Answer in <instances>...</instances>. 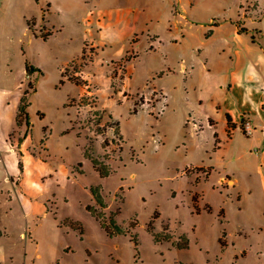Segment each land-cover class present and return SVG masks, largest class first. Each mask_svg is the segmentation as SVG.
Here are the masks:
<instances>
[{
    "label": "rangeland",
    "instance_id": "obj_1",
    "mask_svg": "<svg viewBox=\"0 0 264 264\" xmlns=\"http://www.w3.org/2000/svg\"><path fill=\"white\" fill-rule=\"evenodd\" d=\"M238 14L264 46V0H0V264H264L263 143L212 155L187 123L248 52L231 22L205 35Z\"/></svg>",
    "mask_w": 264,
    "mask_h": 264
},
{
    "label": "crops",
    "instance_id": "obj_2",
    "mask_svg": "<svg viewBox=\"0 0 264 264\" xmlns=\"http://www.w3.org/2000/svg\"><path fill=\"white\" fill-rule=\"evenodd\" d=\"M93 12V10H90V17ZM239 18L238 14L235 19H218L219 22L216 26H210L212 31L206 38H210L216 28L231 22L233 23V39L247 48V54H243L240 51L233 52L230 60H227L229 72L224 75L213 76L215 84L222 91V94L210 99L209 111L204 116H201L196 109L191 110L188 114L187 123L191 121L192 126L197 131H203L204 127L210 128L212 133V155L225 151L239 129L246 138L260 141L264 145V46L259 43L262 39L263 31L247 27L246 19L252 17H246L244 22L241 20V25H244L247 31L238 32L235 21L239 20ZM251 35L254 36V41H252ZM133 38H135V41L137 40L136 36ZM152 41L155 40L153 39ZM225 42H228V39H225ZM252 57L254 60L250 59ZM67 62L68 60L65 64ZM209 63V60H205L204 66L208 67ZM180 64L184 72L190 75V67H187L183 60L180 61ZM168 71L169 69H167ZM202 102L203 99H200L199 103L201 104ZM226 115L230 116L233 128L229 129L227 126ZM246 121L250 125L248 132L243 128V124ZM212 157L209 155L208 158L211 159ZM197 165L203 167L204 170L211 168L210 173L215 169V166L208 163ZM261 172L264 184V170H261ZM225 179L228 185L235 183V179L230 180L228 174L221 176L219 181L222 183Z\"/></svg>",
    "mask_w": 264,
    "mask_h": 264
},
{
    "label": "trees",
    "instance_id": "obj_3",
    "mask_svg": "<svg viewBox=\"0 0 264 264\" xmlns=\"http://www.w3.org/2000/svg\"><path fill=\"white\" fill-rule=\"evenodd\" d=\"M28 21H29V19L26 20V24L29 27ZM218 22H219L218 20L215 21L213 19L212 22H211V26H216ZM235 25L237 26L238 32H246L247 31V28L241 25V20L240 19L237 20V21H235ZM211 31L212 30L210 28L206 32V34H205L206 37L210 35ZM49 35L50 34H47V35L44 34L42 36H43V38H47V36H49ZM251 39H252V41H254V36L253 35H251ZM132 41H135V38H133ZM132 57L135 58L136 57V54L132 53L131 56H124L122 58V60L128 61ZM25 71H26L27 74H31V73H33L35 71H38L39 72L40 70H39L38 67H35V66L29 64L27 61H25ZM61 81L62 80L60 79L59 82H61ZM35 90H36V87H32V93L35 92ZM27 94H28V91L27 90H24L23 93H22V95L19 98V103H18V106H17L16 116H15V122H16L17 125H21L22 123H24L25 126L27 127V129L29 130L30 129V119H29V113H28L27 108H28V106L30 104V100L27 98ZM109 117L111 118L110 115H109ZM226 119H227V126L229 127V129L230 128H233L234 126H233V123L231 122V118H230L229 115H226ZM115 124L118 126L117 121H116ZM215 138H216V136H215ZM45 139H46V135H43L42 140H45ZM215 141H216V139H215ZM20 155H22V154H20ZM84 155H85V157H87V158H89L91 160V162L93 164V167L95 168L96 171H98V173H99V175L101 177H105V176L108 175V173H107L106 170H103L101 168H98L97 161L95 160V158H93L91 156V153H90L89 150L86 149L84 151ZM18 168H19L20 171L22 170V162H21V160L18 161ZM210 169L211 168H208V169H206V170L203 171L206 174V176L209 175ZM90 192H91V194H92L95 202L100 207H105V204L103 202V199H102V195L100 193V190L96 186H91L90 187ZM86 209L91 213V215H93L97 220L100 221L99 223H100L101 227L105 230V232L109 236L115 235L114 232L110 231L109 228L107 227V225L102 222V220H101V213H98V212L93 211L92 208H91V206H89V205L86 206ZM64 225H67V226L70 227L69 224L64 223ZM0 234H1V232H0ZM134 243H135V245H137L135 240H134Z\"/></svg>",
    "mask_w": 264,
    "mask_h": 264
},
{
    "label": "built area",
    "instance_id": "obj_4",
    "mask_svg": "<svg viewBox=\"0 0 264 264\" xmlns=\"http://www.w3.org/2000/svg\"><path fill=\"white\" fill-rule=\"evenodd\" d=\"M243 128H244V130H245L246 132H248V131L250 130L249 122L246 121V122L243 124Z\"/></svg>",
    "mask_w": 264,
    "mask_h": 264
}]
</instances>
